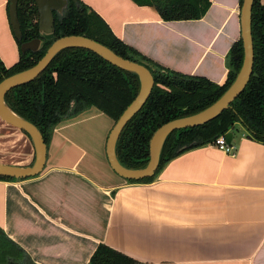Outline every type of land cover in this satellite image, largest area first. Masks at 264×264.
Segmentation results:
<instances>
[{"label":"crops","instance_id":"crops-1","mask_svg":"<svg viewBox=\"0 0 264 264\" xmlns=\"http://www.w3.org/2000/svg\"><path fill=\"white\" fill-rule=\"evenodd\" d=\"M0 0V61L21 58ZM124 44L158 66L224 85L242 38L241 0H211L200 20L164 21L132 0H79ZM264 3V0H261ZM115 123L96 108L53 133L42 174L0 180V229L34 264H89L100 245L136 264H264V143L237 123L236 155L208 145L169 162L151 184H130L111 168ZM31 138L0 116V164L28 167Z\"/></svg>","mask_w":264,"mask_h":264},{"label":"trees","instance_id":"trees-1","mask_svg":"<svg viewBox=\"0 0 264 264\" xmlns=\"http://www.w3.org/2000/svg\"><path fill=\"white\" fill-rule=\"evenodd\" d=\"M62 14L55 13V33L43 38L39 52H22L17 65L7 69L0 61V83L14 74L34 67L58 39L83 36L134 61H143L166 71L154 72L155 86L142 110L124 128L116 147L120 163L129 169H142L150 161V142L155 132L168 122L200 113L217 102L234 83L244 60L243 41L231 49L229 74L224 85L205 78L186 76L167 70L137 53L119 40L107 23L79 0H67ZM139 6L157 10L164 21L202 19L211 0H132ZM244 0H241L243 5ZM18 17L23 43L40 38L39 12L33 0H20ZM254 41L253 74L246 89L231 107L213 121L195 128L175 131L166 140L160 165L153 177L130 184H151L172 160L194 149L208 146L241 123L251 139L264 143V3L255 0L252 13ZM140 91V79L132 72L117 68L99 55L82 48L61 51L34 81L7 93V106L21 118L33 123L42 133L47 147L55 128L63 121L96 108L116 124ZM2 181L16 179L0 177ZM129 256L100 245L89 264H136ZM0 264H34L27 253L0 229Z\"/></svg>","mask_w":264,"mask_h":264},{"label":"water","instance_id":"water-1","mask_svg":"<svg viewBox=\"0 0 264 264\" xmlns=\"http://www.w3.org/2000/svg\"><path fill=\"white\" fill-rule=\"evenodd\" d=\"M20 0L10 1V17L15 36L22 39L23 33L18 17V4ZM39 12L40 38L23 43L22 52H39L44 44L43 38L51 37L55 33V13L62 14L67 6V0H33ZM255 0H244L241 14L242 38L244 47V60L242 68L234 83L226 93L207 109L166 123L160 127L150 142V161L142 169H129L123 166L117 157L116 147L118 140L127 124L142 110L151 96L155 86L152 71L167 75L166 71L134 57V61L124 59L106 46L83 36H68L56 40L47 50L45 56L32 68L5 78L0 83V116L8 124L24 131L31 138L35 148V161L28 167L7 166L0 164V177L25 180L39 176L43 173L47 161L48 147L42 133L31 122L14 113L6 104L5 97L11 90L26 85L37 79L51 64L53 59L68 48H82L89 50L113 66L124 71L135 73L140 79V91L136 99L126 109L118 122L114 125L107 142V157L113 171L126 181H140L153 177L160 165L161 153L168 137L175 131L195 128L207 124L218 118L231 107V104L246 89L254 68V41L252 35V13ZM233 134H226L227 144H231Z\"/></svg>","mask_w":264,"mask_h":264},{"label":"built area","instance_id":"built-area-1","mask_svg":"<svg viewBox=\"0 0 264 264\" xmlns=\"http://www.w3.org/2000/svg\"><path fill=\"white\" fill-rule=\"evenodd\" d=\"M210 146L220 150L224 154H227L229 156H235L236 155V147L231 144H227L226 142V134L218 137L215 142L210 144Z\"/></svg>","mask_w":264,"mask_h":264}]
</instances>
